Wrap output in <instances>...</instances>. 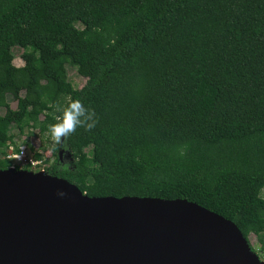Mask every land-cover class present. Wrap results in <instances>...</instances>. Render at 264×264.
Wrapping results in <instances>:
<instances>
[{
    "label": "trees",
    "instance_id": "trees-1",
    "mask_svg": "<svg viewBox=\"0 0 264 264\" xmlns=\"http://www.w3.org/2000/svg\"><path fill=\"white\" fill-rule=\"evenodd\" d=\"M74 101L92 120L57 145ZM14 130L90 197L186 199L264 254V0H0V170Z\"/></svg>",
    "mask_w": 264,
    "mask_h": 264
},
{
    "label": "water",
    "instance_id": "water-1",
    "mask_svg": "<svg viewBox=\"0 0 264 264\" xmlns=\"http://www.w3.org/2000/svg\"><path fill=\"white\" fill-rule=\"evenodd\" d=\"M0 264L264 260L235 222L197 203L90 197L66 179L10 167L0 170Z\"/></svg>",
    "mask_w": 264,
    "mask_h": 264
},
{
    "label": "rangeland",
    "instance_id": "rangeland-1",
    "mask_svg": "<svg viewBox=\"0 0 264 264\" xmlns=\"http://www.w3.org/2000/svg\"><path fill=\"white\" fill-rule=\"evenodd\" d=\"M14 54L16 56V59L14 61L15 65L18 67L23 66L24 65V61L22 59L23 50L21 48H15ZM67 74H68L69 81L73 84V86L76 89H81L86 85L87 79H85L84 77L79 75V73L75 67L68 65L67 66ZM9 104L14 109L17 107V101L14 100L13 97H9ZM1 113L3 114V111H1ZM13 133L16 135V143L19 146L23 145V143L25 141V136H27V134L21 135V134H19L18 130H14ZM29 142L31 145H33V149H31V151L29 150V154L31 156L33 153H36V152L43 154L44 161H42L41 167L45 168V170H47L50 163H52V161L54 160V156L52 155L53 154L52 145L45 143L43 141L41 135H39V132H37V131H36V135L32 136L30 138ZM44 147H45V150H43ZM60 157H61V159L64 158L63 152H60ZM65 159L70 165L72 164L73 157H72L71 153L65 154ZM47 160H50V162L47 163L46 162ZM31 171H33V170H31ZM262 195L264 197V191H263ZM250 241H251V245L255 248V252L258 253V255L261 257V259L264 260V254L260 251V245L257 243L258 241H257L256 236L252 235L250 237Z\"/></svg>",
    "mask_w": 264,
    "mask_h": 264
},
{
    "label": "clouds",
    "instance_id": "clouds-1",
    "mask_svg": "<svg viewBox=\"0 0 264 264\" xmlns=\"http://www.w3.org/2000/svg\"><path fill=\"white\" fill-rule=\"evenodd\" d=\"M86 119H81L85 117ZM92 120V113L87 111L85 107L79 102H72L64 111L62 118L54 125L50 127V134L52 140L55 144L59 145L63 142V139L73 133L78 126L85 125L86 121ZM94 126V121L92 123H87L86 127L91 129ZM63 195V193H60Z\"/></svg>",
    "mask_w": 264,
    "mask_h": 264
},
{
    "label": "built area",
    "instance_id": "built-area-1",
    "mask_svg": "<svg viewBox=\"0 0 264 264\" xmlns=\"http://www.w3.org/2000/svg\"><path fill=\"white\" fill-rule=\"evenodd\" d=\"M29 150L31 151L30 147L23 143V145L19 146V151L16 152L15 147L11 146V152L8 156L13 163L11 167L17 168L20 167L21 169H25L27 167H31L35 172H43L47 173L45 168H42V161L37 160L35 158V153L32 156L29 154Z\"/></svg>",
    "mask_w": 264,
    "mask_h": 264
}]
</instances>
